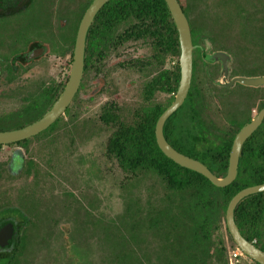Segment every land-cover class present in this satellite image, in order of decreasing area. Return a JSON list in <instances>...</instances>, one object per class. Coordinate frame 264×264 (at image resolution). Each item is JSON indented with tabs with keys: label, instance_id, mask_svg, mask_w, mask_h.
<instances>
[{
	"label": "trees",
	"instance_id": "obj_1",
	"mask_svg": "<svg viewBox=\"0 0 264 264\" xmlns=\"http://www.w3.org/2000/svg\"><path fill=\"white\" fill-rule=\"evenodd\" d=\"M178 1L189 19L193 44L200 42L202 33H208L211 40L216 42L217 29L204 30L208 28L204 24V14H197L192 20L194 6L186 4L184 0ZM189 1L197 5L204 2ZM212 1L215 3L214 10L220 12L225 6L230 11L224 16L220 12L219 21L214 19L213 24H251L254 17L255 22H264V0H226L224 6L222 0ZM251 9L262 11L254 15ZM122 27L126 28L125 33L121 32ZM108 35L114 48L117 42L141 43L140 48L128 45L129 57L133 49L134 54L142 51L143 56L138 59H145L146 68L157 69L155 75H159L157 81L160 91L163 92L166 87L169 93H177L181 49L179 34L165 0H110L99 12L90 30V55L105 49L104 42L100 43ZM97 37L99 43L94 40ZM167 62L175 63V66L167 71L171 77L168 76L165 83L163 68ZM92 63L93 59H87V72ZM141 66L144 67L136 60L129 63L128 68L138 72ZM64 87L65 84L41 87L38 92L25 97L23 102H18L19 107L13 111L0 113V131L21 129L39 120L55 104ZM77 103L78 99L68 110L69 120L62 126L65 133L68 129V136L72 140L81 136L85 129H91L90 122L88 126H79L80 114L74 109ZM191 103L190 114L188 108ZM200 104L193 84L187 101L175 113V133L169 134V123L164 127L166 139L176 150L203 162L217 177L223 178L228 172L234 136L230 141L220 139L215 123L202 122ZM62 120L64 117L40 136L55 133ZM156 121L157 118L141 125L136 112L131 120H124L108 108L98 120L100 131L108 134L105 158L123 173V189L125 186L135 188L147 180L153 182L156 189L155 195H150L144 205L137 199L127 201L126 209L118 219L95 217L97 220L93 224L100 234L97 233L91 240L83 237L81 241L95 242L97 252L103 250L104 253L100 254L101 260L97 262L98 255L90 264H229L228 248L218 236L223 224H227L226 213L234 196L245 188L264 184V123L243 147L236 180L220 188L203 175L179 166L161 151L155 136ZM145 125L146 128H142ZM22 174L32 180L41 173L31 159L27 161ZM13 177L5 165H0L1 181L10 184ZM192 200L196 202L193 204ZM19 202L23 210L30 212L31 220L25 224L18 249L13 254L0 255V264H20L29 240L28 234L31 231L37 233L43 228L37 221V214L32 215V210L40 206L38 201L34 202V195L21 197ZM28 202L33 204L31 210L27 208ZM5 208H11L7 191L0 193V210ZM67 209L70 210L69 207ZM235 221L242 235L264 251V193L244 199L237 206ZM62 225L63 245L60 252L51 250L45 264H83L79 256L81 254L77 252L78 239L67 235L73 233L68 229L64 231ZM226 232L237 247L227 227ZM54 234L56 232L51 231L49 235ZM37 239L40 238L36 237L35 244L39 241ZM49 246L51 249L52 244L49 243Z\"/></svg>",
	"mask_w": 264,
	"mask_h": 264
},
{
	"label": "flooded vegetation",
	"instance_id": "obj_2",
	"mask_svg": "<svg viewBox=\"0 0 264 264\" xmlns=\"http://www.w3.org/2000/svg\"><path fill=\"white\" fill-rule=\"evenodd\" d=\"M94 1L0 0V104L2 98L12 107L6 112L19 107L18 102H23L25 97L38 92L41 87L48 85L56 87L63 84L66 87L74 61L81 22ZM225 1L222 0L223 6ZM228 10L224 6L220 12L224 16L230 13ZM259 11L261 12L262 9H251V12L255 13L254 15ZM253 20V23L243 25L240 23L218 24L216 26V43L211 40L208 33H202L200 42L193 44L195 46L193 78L189 93L194 84V93L201 103L199 110L202 122L212 121L215 123L221 136L220 139L223 141H230L234 136V142L239 131L253 121L264 109V85L247 86L235 82L231 86V83L238 78L264 77V22H255V17ZM94 21L86 38L83 79L73 102L62 117L67 116L68 110L78 99L74 109L79 111L80 108L89 105L92 109L98 110V120L107 108L117 112L124 120H131L136 112L141 125L157 118L156 136L158 120L173 104L177 93H169L166 87L163 92L160 91L157 81L159 75H155L157 69L146 68L145 59H138L143 56L142 51H137L135 54L133 52L129 57L128 45L140 48L141 43L117 42V47L114 48L113 41L108 35L100 43L104 42L105 49L100 53L96 52V55H90L88 38ZM204 30L207 31L208 28ZM121 32L125 33L126 28L122 27ZM94 40L99 43L100 39L97 37ZM209 43L212 47L217 43L220 46L209 52L207 49ZM43 47L48 48L47 53L34 57V50ZM216 52L225 53L227 56L217 61L208 60ZM47 59H61L64 65L69 67L67 76L64 77L63 73H60L58 76L50 77V73L43 71L47 65ZM87 59H93L88 72ZM136 60L144 67L141 66V69L135 72L139 78V87L134 100L129 103L127 89L113 74L119 71L122 73L130 71L129 63ZM173 66L175 64L172 65L169 62L164 65L165 83L170 76L167 71L172 70ZM222 78L223 81L220 80ZM120 84H122L121 88H116V85ZM191 112L192 103L188 108V113L191 114ZM89 122L91 121L89 120ZM61 123H64V120L60 121ZM167 123L170 127L169 134H174L175 114L168 119ZM263 123L264 120L261 125ZM146 126H142V128H146ZM40 135L33 138L37 140L44 137ZM164 136L166 138L165 128ZM33 138L10 144L9 146H16L10 163L8 165L0 163V165L7 166V170L14 176L13 178L23 176V168L27 165V161L31 160H26L23 150L28 149L30 141L35 140ZM4 146L8 145H0V156ZM10 187L11 185L5 184L4 188ZM28 204L29 202L26 203V205ZM31 205L32 203L29 204V210H31ZM12 206L0 210V229L7 226L12 230L11 240L8 244H3L0 241V255L13 254L18 249L20 240L24 236L25 224L31 220L29 211Z\"/></svg>",
	"mask_w": 264,
	"mask_h": 264
},
{
	"label": "rangeland",
	"instance_id": "obj_3",
	"mask_svg": "<svg viewBox=\"0 0 264 264\" xmlns=\"http://www.w3.org/2000/svg\"><path fill=\"white\" fill-rule=\"evenodd\" d=\"M184 2L194 6V10L191 12L192 20L196 18L197 14L202 13L204 14V24L208 26V29H216L215 25L217 24H213L212 21L214 19L219 21L220 12L214 10L215 3L212 0H204L201 5L189 0H184ZM214 45V47L210 43L207 45L209 52L220 46L219 43ZM133 52L134 49L131 50V53ZM46 61L47 65L43 71L50 73V77L58 76L60 73H63L64 77L67 76L69 67H66L61 59H47ZM113 75L123 83V87L127 89L129 103L132 102L139 87L137 74L133 71L125 73L119 71ZM220 80L223 81V78ZM121 86L122 84L116 85V88L119 89ZM9 104L1 98L0 113L12 108ZM78 113L80 114L79 126L90 124V130L85 129L81 136L72 140L73 138L68 136V129L67 133L63 131V123H61L55 133L31 140L28 149L23 150L26 160L32 159L41 173L37 179L29 180V177L23 175L19 178H12L10 184L0 180V193L7 191L12 207L23 208L19 202L20 198L31 195H34V202L40 203L35 211L32 210V215L37 214V221L43 225V228L37 233L31 231L28 234L29 240L24 255L20 258V264H45L46 257L49 256L51 250L54 253L60 252L61 245H63L60 229L62 224L64 231L68 229L73 233L67 235L78 239L77 252L81 254L79 256L82 257V263L90 264V261L99 255L98 262L101 260L100 254L104 253L103 250L99 251L100 253L97 252L98 248L95 242L81 241L83 237L91 240L97 233L100 234L93 224L97 218L118 219L124 213L127 201L137 199L144 205L150 195H155L156 188L150 180L137 184L135 188L125 186L123 189L122 184L125 181L123 173L116 166L109 164L105 158L108 134L98 128V110L87 105L80 108ZM68 120L69 116H65L64 123ZM89 120L91 122L88 124ZM15 147L14 145L3 147L0 163L6 165L10 163ZM5 184L11 185V187L4 188ZM192 202L194 204L196 201L192 200ZM91 214L94 218L90 217ZM95 217L97 218L95 219ZM226 227L227 224H223L218 237L225 241L229 259L237 247L232 244ZM51 231H55L56 234L50 236ZM36 237L40 239H37L39 241L35 244ZM48 237L49 239L55 238L49 240ZM49 243L52 244L51 249ZM76 260L79 259L76 257ZM237 264L255 263L244 255Z\"/></svg>",
	"mask_w": 264,
	"mask_h": 264
},
{
	"label": "water",
	"instance_id": "obj_4",
	"mask_svg": "<svg viewBox=\"0 0 264 264\" xmlns=\"http://www.w3.org/2000/svg\"><path fill=\"white\" fill-rule=\"evenodd\" d=\"M110 0H95L92 5L87 10L80 26L74 61L72 64V69L69 77V81L59 99L55 104L46 112L39 120L34 123L25 126L21 129L11 130V131H0V145H10L18 142L28 140L30 138L36 137L41 133L48 130L53 126L67 111L68 107L73 102L77 92L79 91L85 68V46L86 38L95 17L98 15L100 10L109 2ZM168 8L171 12L172 18L175 22L179 34L180 42V81L176 94L175 101L173 104L161 115L158 120L156 127V139L161 151L172 161H174L179 166L189 169L191 171L197 172L204 177H206L210 182L216 187L224 188L231 185L238 176L239 160L241 149L246 142V140L252 136V134L259 128L262 121L264 120V109L259 113V115L253 119L250 123L244 126L237 134L230 155L229 169L225 177H217L207 165L203 162L189 157L178 150H176L165 138L164 127L168 119L175 114L185 103L193 78V52L195 46L193 45L192 33L189 20L178 0H165ZM48 51L47 47L37 48L34 50V57L42 56ZM227 56L225 53L216 52L210 59L212 61H217L219 59H224ZM235 82H240L247 86H260L264 85L263 78H238L235 79L231 86ZM264 193V184L248 187L240 191L229 203L226 222L227 228L233 237L234 242L237 247L242 251V253L255 261L258 264H264V251L256 246L254 243L248 241L241 233L236 221H235V211L237 206L246 198ZM12 230L7 226L0 229V241L3 244H8L11 240Z\"/></svg>",
	"mask_w": 264,
	"mask_h": 264
},
{
	"label": "built area",
	"instance_id": "obj_5",
	"mask_svg": "<svg viewBox=\"0 0 264 264\" xmlns=\"http://www.w3.org/2000/svg\"><path fill=\"white\" fill-rule=\"evenodd\" d=\"M241 257H244V254L239 248H236L229 257V264H237Z\"/></svg>",
	"mask_w": 264,
	"mask_h": 264
}]
</instances>
